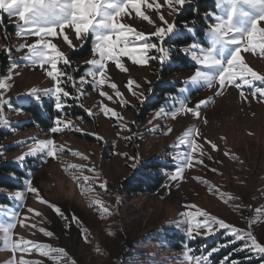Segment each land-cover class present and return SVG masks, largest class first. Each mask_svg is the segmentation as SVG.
I'll return each mask as SVG.
<instances>
[{
  "label": "rangeland",
  "instance_id": "rangeland-1",
  "mask_svg": "<svg viewBox=\"0 0 264 264\" xmlns=\"http://www.w3.org/2000/svg\"><path fill=\"white\" fill-rule=\"evenodd\" d=\"M199 1H205L208 11L203 12L200 18L196 17L187 21L195 28V34H198L193 36L185 29H178L184 34L176 37L188 35L193 39L206 41L205 26L209 21L205 19V14L216 11L217 0H189L178 14L173 12L169 15L167 6L161 9L169 23L174 21L176 24L178 17L185 14V8L198 4ZM159 3L164 4V0H159ZM143 10L159 24L155 12L146 7ZM16 20V17L10 18L8 14L0 12V77L6 76L11 67L3 46L13 48L12 59L20 65L15 69V72L20 74H13V79L8 82L11 87L4 90V100L10 103L5 104L3 113L6 125L10 123V126L0 127L5 136L0 145L2 149L0 167L6 164L17 166L25 174L24 181L30 174L33 185L40 190L46 200L60 206L66 215L71 216L74 213L80 218L88 229L89 242L81 239L79 225L73 224L70 229H67L64 220L50 207L39 203L34 194L25 192V199L22 202L10 199L9 197L16 190L25 188V183L21 185V188H0V197L10 202L0 203V206L16 209L21 219L29 218L26 223L37 225L35 228L18 225L14 230V239L23 237L37 243L51 245L53 248H64L68 255L61 258V264H71L72 260L75 264H187L183 259L186 249L193 250V255L199 256L206 252L212 243L214 245L210 248L231 239L223 231L207 238L203 235L195 236L194 239L188 238L187 225L181 223L184 219L181 213L191 211L195 214L196 208L186 206L197 205L199 209L206 210L244 230H248L250 220L260 221L254 223L251 230L257 239L264 243V211L260 214L255 212L256 208L264 210V101L254 99L251 96L252 89L247 87L244 89L248 97L247 102L241 100L239 89L235 87L226 89L223 95L215 96L210 104L202 108L200 119L191 114H181L175 120L168 117L153 120L155 111L145 114L147 109L145 107L150 106L155 88L163 85V83L160 84L163 78L161 73L163 66L157 65L158 71H155L153 62L148 66H136L124 58L123 62L128 67V72L118 71L112 63L108 65V72L112 82L119 86L125 99L130 101V106L122 107L119 99L115 98L113 90L107 85L104 86L103 91L113 96V101L101 97L97 86L86 84L83 89L85 95L80 100L66 98L67 106H80L81 103L84 105L79 109L85 116L75 118L67 115L65 111L67 107L63 113H58L54 108V101L50 98H42V103L34 100L25 102L20 98L32 88L41 90L51 88L52 81L43 70L38 67L34 69L31 65L25 66V63L20 60L26 49L22 51H15V49L25 40L27 43L34 42L36 37L17 38L14 26ZM124 20L140 31H154L152 25L138 18L129 20L125 17ZM184 23L181 22L176 26H184ZM261 26H264V21L261 22ZM66 31L72 43L77 45L75 51L69 49L62 36L55 38L53 42L58 44L72 61V66H66L67 70H64L79 77L84 75L88 68L85 61L93 56L91 38L89 37L88 42L80 47L81 42L76 40L74 31L71 29ZM175 48L170 50L169 61L174 57H182L195 65ZM86 52L88 54L84 57ZM242 55L250 66L264 73V57H261L259 51L255 54L242 52ZM61 67L65 66L61 65ZM77 68L80 70L75 71ZM194 72L195 69L176 73L164 84L181 88L184 86L181 82L187 80ZM130 77L141 85L136 92L137 95L144 93L143 102L133 97L125 87ZM257 86L264 87L258 82ZM65 87L73 94V97L76 95V89L71 84H66ZM215 90V88L206 87L199 90L190 89L188 93H185L190 97L189 106H194L200 99L214 96ZM101 102L120 113L124 117L123 123L127 124L130 131H122L120 121L106 118L100 111ZM167 103H171V98ZM165 104L166 102L163 105ZM49 107L53 108L55 115L71 121L73 127L56 134L44 131L35 121L32 110L40 112L39 117L47 120L50 115L47 113ZM85 108L91 109L94 115H88ZM143 109H145L144 113ZM204 117L207 118V124L203 122ZM150 120L152 124H149ZM169 127L173 131L169 135H164L163 133ZM189 127L200 130V143H203V137H206L218 145L219 151H213L210 145L205 144L206 154L202 157L204 164H197L194 168L186 169L183 181L170 182L167 177L175 170L177 163L172 157L187 151L184 146L176 148L173 145ZM77 128L80 131H76ZM118 132L119 135H117ZM249 133L252 134L249 135ZM93 134L102 136L103 140H98ZM46 139H54L57 145H63L65 149L71 151L59 153L55 159L38 155L37 157L29 156L19 164L15 162L18 157L28 152L36 141ZM71 152L82 153L88 159H81L72 155ZM224 152H231L236 159L224 156ZM117 153H127L129 157L139 155L137 167H132L135 161ZM209 157L212 158L209 159ZM155 164L162 165L163 169H147ZM69 165L94 167L99 174V180L92 181L93 185L107 181L106 192L96 187L89 196L110 206L111 215L102 216L98 205L90 206L89 198L81 193L83 182L81 181V185H78L72 178L73 175L80 176V171L68 167ZM66 168L67 171H65ZM213 168L218 171H211ZM143 171L149 175L163 177L164 185L170 183L171 187L165 189L163 185L155 192L127 190L126 188L133 184L137 176L144 174ZM2 174L8 175L9 172L3 171ZM83 174L94 175L88 171ZM15 176L16 178L12 179L16 182L22 177L19 174ZM194 177H201L208 183H201ZM123 183H127L126 186H123ZM210 187L219 191L210 192ZM221 193L224 194L225 199L228 196L238 199H231L225 203L220 198ZM236 205L241 207L236 208ZM28 208L36 209L42 215L34 216L27 211ZM41 227L54 233V236H45L39 231ZM173 237L174 240H169ZM242 243L236 242L221 249L209 259L207 264H221V262L217 263L218 256L229 250L234 253L235 249L242 246ZM238 252L247 254L248 260L254 261V264H264V258L250 251ZM21 256L26 260L38 261L39 264H57L55 259L43 257L36 251L31 254L21 252L13 254L5 250V245L0 240V264H19ZM231 261L230 259L229 264Z\"/></svg>",
  "mask_w": 264,
  "mask_h": 264
},
{
  "label": "snow or ice",
  "instance_id": "snow-or-ice-1",
  "mask_svg": "<svg viewBox=\"0 0 264 264\" xmlns=\"http://www.w3.org/2000/svg\"><path fill=\"white\" fill-rule=\"evenodd\" d=\"M188 2L189 0H164V4H161L159 0H0V12L8 14L10 18H17L14 25L16 37H36L34 42L27 43L25 40L15 49V51L26 49L20 60L25 63V66L31 65L34 69L38 67L43 70L52 81L51 88L42 90L32 88L20 98L24 99L25 102L34 100L38 103H42V98H50L54 101L55 110L58 113H63L67 107L66 98L80 100L85 95L83 89L86 84L97 86L100 89L99 95L101 97L113 101L114 97L103 91L104 86L107 85L113 90L115 98L119 99L122 107L130 106V101L125 99L124 94L119 90V86L112 82L108 72L109 63L114 64L118 71L124 73L129 71L123 62L124 58L136 66H148L153 60L163 66L166 61L171 59L170 49L164 46V42L184 33L177 29L174 21L169 23L161 9L167 6L169 15L173 12L178 14ZM145 7L156 13L159 24L146 14L143 10ZM125 17L129 20L138 18L147 22L153 26L154 31H140L131 23L125 22ZM205 19L209 21L205 32L206 41L194 38L187 46L181 45L179 48L173 46L176 51L193 61L196 69L194 74L181 82L184 86L179 89V95L171 96L170 104L166 102L165 105L155 111L153 120L162 117L175 120L181 114H191L200 119L202 108L210 104L215 96L223 95L225 90L230 87L240 90L239 95L244 102L248 100L244 91L245 87L252 89L251 96L254 99L264 101V87L257 86V82L264 85V73H260L250 66L242 55V52L255 54L259 51L261 57H264V26H261V22L264 21V0H217L216 11L206 13ZM68 29L74 31L76 40L81 42L80 47L88 42L89 37L91 38L93 56L85 61L88 68L84 75L79 77L70 74L61 67V65L71 67L72 61L68 54L53 42L55 38L62 36L69 49L75 51L77 45L73 44L69 38L66 31ZM184 29L187 33L195 36L196 30L188 22L184 23ZM3 51L8 56L11 67L6 76L0 77V127L10 126V123L6 125L3 113L5 104L10 103V101L4 100V90L11 87L8 82L13 79V74H20L15 72V69L20 65L12 59L13 48L5 45ZM79 70V68L75 69V71ZM147 82L151 83V81ZM66 84H71L76 89L74 97L66 89ZM125 87L133 97H137L143 102L144 93L141 92L137 95L136 89L140 88L141 85L135 79L130 77ZM205 87L208 89L215 88L214 96L200 99L194 106H189L190 97L185 93H188L190 89L199 90ZM80 106L84 107L82 103ZM99 107L106 118L121 122L122 131H130L127 124L123 123L124 117L120 113L103 102ZM85 111L90 116L94 115L91 109L85 108ZM203 122L204 124L208 123L206 117L203 118ZM149 124H152V120L149 121ZM72 127L71 121L57 116L49 131L56 134ZM75 130L80 131L78 128ZM172 131L173 129L169 127L163 134L169 135ZM251 134L249 133V135ZM93 135H96L98 140H103L102 136ZM125 139H130V137H125ZM200 139V130L195 127L187 128L178 137L173 147L184 146L187 151L172 157L177 163L175 170L168 175V181H183L186 169L194 168L197 164L203 165L202 157L206 154L204 151L205 144L210 145L213 151H219L218 145L213 141L203 137V143H200ZM221 139H226V137H221ZM66 150L63 145H57L54 139L39 140L15 162L19 164L29 156L37 157L38 155L55 159L59 153ZM0 153H2V149H0ZM71 154L84 160L88 159L87 156L79 152H71ZM117 154L135 161L132 167H137L139 155L129 157L127 153ZM224 156L236 159L231 152H224ZM211 158L209 157V159ZM68 167L80 171V176L73 175L72 178L78 185H81V181L83 182L81 193L89 198L90 206L98 205L102 216L111 215L110 206L89 196V193L94 192L96 187L106 192L107 181L104 180L98 185L91 183L94 180H99V174L96 173L94 167L88 168L85 165H69ZM85 171L94 175H84ZM211 171L217 172L218 170L213 168ZM11 178H16L15 173L12 174ZM194 179L201 183H208L201 177H194ZM24 183L25 188L16 190L9 197L10 199L22 202L25 199V192L34 194L39 203L50 207L64 220L67 229H70L73 224L79 225L81 239L89 242L88 229L79 217L74 213L71 216L66 215L60 206L46 200L40 190L33 185L30 174ZM170 187V183L164 185L165 189ZM209 191L217 192L219 190L210 187ZM220 198L225 203L231 199H238L231 196L225 199L223 193L220 194ZM186 207L197 209L195 214L191 211L181 213V216L184 217L181 223L187 225L188 238L194 239L198 235L207 238L221 231L231 237L226 243H220L199 256L193 255V250L186 249L183 259L187 264H207L215 253L236 242H243L242 246L236 249L237 251H250L256 256L264 258V243H261L251 230L253 224L260 221L250 220L248 230H244L210 214L206 210L199 209L197 205ZM240 207L241 205H236V208ZM27 211L33 213L34 216L42 215L33 208H28ZM262 211L264 210L260 208L255 209L257 214L262 213ZM28 219V217L21 219L19 211L14 208L0 206V240L5 245V250H9L13 254L16 252L31 254L36 251L39 255L55 259L57 264H61V258L68 255L64 248H53L51 245L37 243L23 237L14 239V230L18 225L20 227H37L36 224L26 223ZM39 231L47 237L54 236V233L42 227ZM229 262L230 255L225 256L221 264H229ZM19 264H39V262L26 260L21 256ZM71 264H75V261L72 260ZM231 264H236V262L231 261Z\"/></svg>",
  "mask_w": 264,
  "mask_h": 264
},
{
  "label": "trees",
  "instance_id": "trees-1",
  "mask_svg": "<svg viewBox=\"0 0 264 264\" xmlns=\"http://www.w3.org/2000/svg\"><path fill=\"white\" fill-rule=\"evenodd\" d=\"M205 2V1H204ZM204 2H198V4H194L191 6H188L187 8H185V14H183L181 17H178L176 24H180L181 22H187L189 20H193L196 17L200 18L202 16L203 12L208 11V6L206 5V3ZM205 28H207V26H205ZM177 29H182L184 30V26H177ZM198 34V33H196ZM195 34V35H196ZM193 40V38H191L190 36L186 35L184 37H174L171 38L169 40H167L165 42V47L166 48H170L173 49V46H175L176 48H179L181 45L183 46H187L191 41ZM88 54V52H86L84 54V57ZM153 66L155 71H158V66L159 63L158 62H154L152 61ZM67 67L65 66L64 69H66ZM196 69V66L193 65L192 63H190L189 61H187L185 58H173V60L168 61L165 65H163V68L161 69V73H162V82L160 81V84L163 83V85H159L158 87L155 88L154 90V98L150 104V106H147L145 108L146 112L145 114H149L153 111L158 110L165 102H167L173 95H177L179 94V87L176 86H171L168 85L166 86L164 83L165 81L170 78L171 76L175 75L176 73H185L188 72L189 70H193ZM67 70V69H66ZM166 97H170V98H166ZM34 104V103H32ZM80 106H67L66 108V112L68 113L67 115H71L72 117L75 118H82L85 115L82 114V112L80 111ZM143 109V113H144ZM47 113H50V115H48L49 117L47 118V120H44L42 118H40V112H37L36 110H32L33 116L35 118V121L38 122L39 125H41V127L44 129V131L48 132L50 127L53 126V121L54 119L57 117V115H55V113L53 112V108L49 107ZM142 112V111H141ZM4 132H2V130H0V145L2 144V142L5 139V136L3 134ZM153 165V166H149L150 170L156 169H163L162 165ZM3 171L9 172L8 175H4L2 174ZM12 171L15 174H19L22 175V177L18 180V182L14 181L12 178H10L12 175ZM144 172V171H143ZM24 177L25 174L24 172L18 168L15 165L12 164H6L2 167H0V188H8V189H16V188H21L22 184L24 183ZM127 183H123V186H126ZM164 185V178L160 177V176H153V175H149L147 172H144L143 175L137 176L136 179H134L133 184L130 187H127V190H131V191H135V192H155L158 191L160 188H162V186ZM9 202L8 200L0 197V203H6ZM10 203V202H9ZM169 240H174V237L172 239ZM222 241V240H220ZM219 241V243H220ZM226 243V242H225ZM214 245L213 243L209 246L208 250H210L211 246ZM218 245V244H216ZM215 245V246H216ZM213 246V247H215ZM233 251L229 250L226 251L222 254H220L219 260L217 261V263H220L223 258L225 256H229L230 255V259L232 261H235L236 264H254V261L252 260H248V256L247 254H242L243 252H238L235 249L234 253H231Z\"/></svg>",
  "mask_w": 264,
  "mask_h": 264
}]
</instances>
